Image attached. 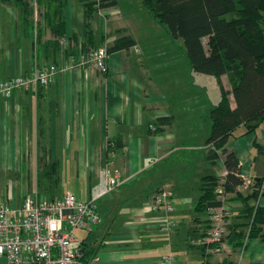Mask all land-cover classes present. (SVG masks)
Instances as JSON below:
<instances>
[{
    "label": "crops",
    "instance_id": "1",
    "mask_svg": "<svg viewBox=\"0 0 264 264\" xmlns=\"http://www.w3.org/2000/svg\"><path fill=\"white\" fill-rule=\"evenodd\" d=\"M138 1L117 0L95 10L88 41L83 22L78 28L73 24L69 1L61 38L51 34L41 8L39 23L19 6L14 22L0 24V81L44 66L56 69L48 85L0 97V205L19 207L32 194L59 197L71 192L72 182L86 185L85 201L110 161L120 171V184L96 202L103 225L93 235L91 228L75 236L100 264H157L167 253L172 264H264L260 238L225 237L218 253L203 243L209 212L194 210L201 178H223L226 172L223 155L214 164L206 159L209 133L201 135L186 111L215 106L220 85L215 77L194 72L185 56L178 58L171 41L160 45V38L140 30ZM126 37L132 43L107 54L105 72L77 66L83 44L109 48ZM220 83L229 89L225 75ZM164 117L172 123L158 126ZM226 149L235 152L242 177H264V125L250 133L237 128ZM246 190L240 188L243 196ZM161 191L172 207L167 213L151 209ZM223 198L228 225L245 222L241 200L232 194ZM259 203L264 206V197ZM0 264L8 263L0 259Z\"/></svg>",
    "mask_w": 264,
    "mask_h": 264
},
{
    "label": "trees",
    "instance_id": "2",
    "mask_svg": "<svg viewBox=\"0 0 264 264\" xmlns=\"http://www.w3.org/2000/svg\"><path fill=\"white\" fill-rule=\"evenodd\" d=\"M13 1L26 14H30L32 7L28 6L26 0ZM67 1L38 0L44 6L42 13L47 26L57 38L65 33L63 11ZM76 1L81 2L83 7L84 39L92 40L88 22L94 11L114 6L117 0ZM140 1L148 15L162 25L172 39L182 40L185 57L192 70L215 77L220 85V100L208 111L210 131L204 145L206 159L211 164L220 154L223 155L226 173L223 178L216 175L201 178V195L194 210L207 212L223 206V196L232 194L243 204L242 217L245 222L228 225L226 221L225 233H228L223 235L221 241L226 237L240 239L241 242L245 238H260L264 242V206L259 203L264 197V177L251 180L243 196L240 188L244 177L240 175L239 160L234 151L226 149L229 138L237 128L243 126L245 133H250L264 125V0ZM42 13L38 11V15ZM117 42L106 48L107 54L119 47L129 46L132 39L126 37ZM88 45L83 44L82 52L90 50ZM223 75L227 77L229 89L220 83ZM171 123L172 117H164L158 118L156 124L165 126ZM218 189L221 193L217 192ZM249 200H253L254 204L250 205ZM82 251L85 259L94 255V251L88 247L82 248Z\"/></svg>",
    "mask_w": 264,
    "mask_h": 264
},
{
    "label": "built area",
    "instance_id": "3",
    "mask_svg": "<svg viewBox=\"0 0 264 264\" xmlns=\"http://www.w3.org/2000/svg\"><path fill=\"white\" fill-rule=\"evenodd\" d=\"M36 14L38 0H26ZM98 2L99 0H95ZM97 5V4H96ZM97 8L96 10H100ZM38 16V12H37ZM35 22L38 18L34 17ZM107 51L96 47L78 56L77 66L106 71ZM54 67L44 66L25 75H15L0 81V97L9 98L15 90L36 89L48 85L55 77ZM251 180L244 178L243 189ZM120 184V171L110 161L99 170V181L90 189L89 198L81 201L72 192L45 198L27 195L19 207L0 205V259L8 264H100L94 254L85 259L82 247L74 235L76 229L89 231L101 222L96 202L110 194ZM221 193V190H217ZM152 210L167 213L172 209L165 191L159 192L151 204ZM210 226L203 243L211 253L221 251V238L229 211L224 206L209 209ZM171 223L165 224L168 230ZM171 253L162 255L157 264H172Z\"/></svg>",
    "mask_w": 264,
    "mask_h": 264
},
{
    "label": "rangeland",
    "instance_id": "4",
    "mask_svg": "<svg viewBox=\"0 0 264 264\" xmlns=\"http://www.w3.org/2000/svg\"><path fill=\"white\" fill-rule=\"evenodd\" d=\"M68 1L70 3L69 5L71 6V9L73 12V24L78 28V27L82 26V22H83L82 3L79 1H76V0H68ZM138 2H139V4H141L140 0ZM42 3H44V2L42 1ZM28 6H30V5L28 4ZM18 7H19V5L13 0H8L5 2L0 0V24L7 26L12 21L14 22L13 14L15 16L17 15L16 10H18ZM36 7H37L36 14L34 13L33 8L30 9V12L32 13V15H31L32 19L34 17H37V12L40 11L39 8H41L42 11L44 9L43 4H41V3H38V5ZM144 10H145V8H143V6H142V9L140 8L141 12H139L137 14L138 18L140 17V20L143 22V23H140V30L141 29L143 30V28H145L143 31V32H145V34L149 33L152 36H156V37L160 38V41L158 42L160 45H162V43H167V42L171 41L172 43H170V45L173 49V52L178 56V58L180 57V55H182L184 57L185 53H184V45H183L182 40L180 38L172 39L170 37V35L166 32V29L162 25L154 22V20L150 16L149 17L153 21H151L152 23L150 25H148L147 22L150 19L145 18L146 16H145ZM210 90H211V86L209 85L208 91H210ZM208 94H210V93H208ZM198 101H200V98ZM207 107H208L207 103H204V104H202V106L198 105L195 108H193L192 110L189 109V111L188 110L186 111V114H188V115L192 114L193 115L191 122H192V125L194 126V128L198 129V131H200L202 133L201 135H204V136H205V134L209 133V130H210V122H209V117H208V111L209 110H207ZM184 116H180V118H182ZM189 117H190V115H189ZM181 125H182V123H181ZM70 191L73 194H75L77 199L83 201L85 199L87 187H86V185H84L82 183L72 182L71 186H70ZM226 210H228V209L226 208ZM228 218L229 217H227V219ZM102 225H103V222L102 223L100 222L98 225L92 226V232H91L92 235H93V233L95 234L96 230L99 228V226H102ZM86 233H87L86 231L81 230V229H76L74 231V235L77 237H83L86 235ZM224 235H225V233H224Z\"/></svg>",
    "mask_w": 264,
    "mask_h": 264
}]
</instances>
